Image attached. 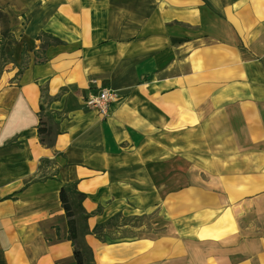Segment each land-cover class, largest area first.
Instances as JSON below:
<instances>
[{
  "label": "crops",
  "instance_id": "crops-1",
  "mask_svg": "<svg viewBox=\"0 0 264 264\" xmlns=\"http://www.w3.org/2000/svg\"><path fill=\"white\" fill-rule=\"evenodd\" d=\"M0 37V264H76L61 188L93 264H264V0H0Z\"/></svg>",
  "mask_w": 264,
  "mask_h": 264
},
{
  "label": "rangeland",
  "instance_id": "rangeland-1",
  "mask_svg": "<svg viewBox=\"0 0 264 264\" xmlns=\"http://www.w3.org/2000/svg\"><path fill=\"white\" fill-rule=\"evenodd\" d=\"M29 46L26 44H22L20 40L12 41L9 38L0 37V73H4L5 70L9 69H17L21 71L27 63H29ZM37 57H35V61L41 59L40 50L37 51ZM73 194V192L71 191ZM74 201H79L74 194ZM77 210V206L75 208ZM76 219L79 220L80 226L82 228V232L86 230V227L83 226V220H85L84 213L80 210L76 211L75 215ZM152 218L144 217V218H122L121 216H117L116 218L110 220L107 223H103L100 228H96V232L99 236L108 235L110 237H122V235L131 234L134 230L141 226L145 225V227L150 226ZM127 224V227H123ZM77 241L80 245H82L83 252L86 255V260L84 264H93L90 261L88 256V250L85 248L84 241L82 238L78 237Z\"/></svg>",
  "mask_w": 264,
  "mask_h": 264
},
{
  "label": "trees",
  "instance_id": "trees-1",
  "mask_svg": "<svg viewBox=\"0 0 264 264\" xmlns=\"http://www.w3.org/2000/svg\"><path fill=\"white\" fill-rule=\"evenodd\" d=\"M43 132L42 128H39V134ZM70 192H68L67 189L61 188L60 189V201L62 204V207L65 211L66 219H67V227H68V235L67 239L71 242L73 246V258L76 264H84L86 260V255L83 252L82 245L79 244L77 241L78 239V231H77V225H76V211L80 210L82 213H84V216L86 218V214L79 205H77V210L72 207V202L69 199ZM76 198L80 201L84 196L81 193L75 194ZM85 248L88 250V256L90 258V261L92 262V252L91 249L84 243Z\"/></svg>",
  "mask_w": 264,
  "mask_h": 264
},
{
  "label": "built area",
  "instance_id": "built-area-1",
  "mask_svg": "<svg viewBox=\"0 0 264 264\" xmlns=\"http://www.w3.org/2000/svg\"><path fill=\"white\" fill-rule=\"evenodd\" d=\"M116 100L117 94L114 91L108 88H102L97 94L86 97L85 105L96 109L99 114L105 116L108 112L109 105Z\"/></svg>",
  "mask_w": 264,
  "mask_h": 264
}]
</instances>
